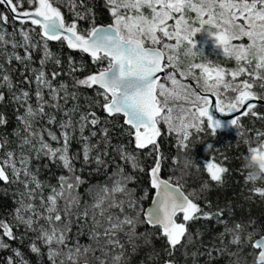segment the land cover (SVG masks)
I'll return each instance as SVG.
<instances>
[{
    "label": "snow or ice",
    "instance_id": "1",
    "mask_svg": "<svg viewBox=\"0 0 264 264\" xmlns=\"http://www.w3.org/2000/svg\"><path fill=\"white\" fill-rule=\"evenodd\" d=\"M60 4H67L73 13L71 22L62 14ZM105 4L112 22L101 26L95 23L94 12L86 0H0V9H3L0 10V59L5 61L0 63V88L6 87L11 92L17 87L6 67L13 60L25 64L26 71L30 70L34 77L28 78L26 83L36 85L35 107L29 103L30 90L21 88L13 95V99L25 109L24 115L18 117L27 132L20 147L30 146L37 156L43 154L58 160L70 173L68 177L58 178L59 187H52L45 199L42 194L44 185L31 172L28 156L22 153L17 158L15 152L8 151L0 157V181L21 182L23 175L28 199V202L22 199L21 206L15 210V224L0 219V249L9 247L4 237L16 238L14 226L23 224L26 231L36 233L29 245L30 251L40 253L39 243H42L48 249L50 264H90L89 254H93L97 264H128L130 253L119 234L127 237L126 243L134 253L140 247L137 241L146 235L138 234L136 229L139 224H147L159 228L160 235L167 241L169 259L165 264H175L171 259L172 252L181 244L187 248L194 240L188 223L215 216L225 223V230L219 237L222 246L216 250L232 258L230 264H241V259H245L241 257V244H250L252 252L248 255L253 256V264H264V235L253 239L257 233L248 232L244 237L246 225L236 222L231 227L227 226L223 210L215 213L203 211L193 199L195 192L185 193L182 185L172 184L158 175L164 159L158 138H162L165 130L175 134L177 146L186 150L192 130L199 134L207 129L215 135L221 127L220 120L210 115L211 110L229 116L228 123L235 127L237 135L241 134L242 118L251 115L264 119V114L255 110L257 103L253 102L264 100V0H105ZM10 20L19 25L12 33L6 31ZM80 21H88L89 27L81 29ZM25 25L30 26L26 28ZM202 30L215 37V44L226 58L235 60V68L226 69L211 61L195 62L194 58L204 55L193 40L194 35ZM17 32L21 36L20 41L14 38ZM33 36L38 39L34 41ZM245 38L247 44L242 43ZM49 41L66 43L69 49L89 54L92 62L100 67L83 78L75 77L74 74L83 68L69 58L67 74L74 77L72 87L76 90L69 92V85L65 82L55 85L58 77L65 73L60 68L62 61L51 52ZM9 44L11 52L6 48ZM16 49H23V55ZM36 51L42 53L39 68H29ZM182 56L188 59L187 63L181 59ZM49 62L60 70L47 72ZM189 77L195 81V86L185 82ZM80 87L97 88V96L103 99V103L98 99L95 106L101 108L105 115L99 117L95 111H88L81 113L79 120L74 122L72 114L78 111L79 104H75L72 110H65L67 119L59 122V135L47 130L51 141L57 143L53 147L45 140L44 129L35 130V123L38 118L47 116L48 123L55 124L56 116L49 115L45 111L46 106L60 109V100L65 103L69 99L78 101ZM257 87L260 92L255 90ZM45 90L49 93L48 101L44 100ZM4 98L0 91V102ZM121 114L128 126L126 134L132 138L136 151L149 149L148 154L156 156L154 166L149 170L156 197L147 210L139 207L140 200L134 196L135 190L127 187L135 177L125 175L123 167L118 166L112 187L101 186L92 203L84 204L81 211V197L76 189L83 181L74 175L73 161L78 157L70 153L71 142L78 131L84 162L87 164L94 160L97 165H103L102 156L108 153L101 151L98 145L111 146L107 122ZM5 123V117L0 114V125ZM88 128L96 130L85 136ZM98 132L100 139L93 145L91 138ZM261 135L264 133H258L257 139ZM6 143L0 141V151ZM211 147L208 145V149ZM261 148H264V143L256 148L250 147L249 153L264 159ZM94 150L97 154L92 156ZM116 151L133 171H145L138 157L128 152L124 145L117 146ZM204 168L210 181L217 184L223 182V174L228 171L213 161L206 163ZM256 180L250 175L246 177V182ZM208 187L209 183L205 181L201 191ZM37 190L41 191L40 207L43 211L31 202ZM252 191L264 198V188L254 187ZM114 208L119 209V214L111 211ZM74 215L85 221L91 219L88 235L95 247L93 244L70 243L71 218ZM181 215L182 221L178 222ZM41 219L47 227H37ZM225 236H231L228 244H223ZM145 243H150V240L146 239ZM230 245H236L237 251H230ZM96 251L101 255L95 256ZM205 254L209 257L206 264H210L212 252ZM199 255L198 251L191 253L193 264ZM152 258L150 255L149 259ZM6 264H28V261L17 249L14 256L7 257Z\"/></svg>",
    "mask_w": 264,
    "mask_h": 264
},
{
    "label": "trees",
    "instance_id": "2",
    "mask_svg": "<svg viewBox=\"0 0 264 264\" xmlns=\"http://www.w3.org/2000/svg\"><path fill=\"white\" fill-rule=\"evenodd\" d=\"M87 6L94 12L95 23L109 24L112 22V17L106 7L105 0H86ZM28 5L25 4V8ZM62 14L66 19L71 22L73 20V13L69 11L67 4H60ZM3 10V9H0ZM83 10V9H81ZM25 25L24 27H29ZM17 23H12L11 20L6 27L8 33H12L18 29ZM79 27L85 29L89 27L88 21H80ZM11 39V37H9ZM15 40L20 41L21 36L17 32ZM38 37L33 36V40H37ZM49 48L53 55L62 61L60 68L63 69L64 75L58 77L54 82L55 85H59L61 82H65L69 85V92L73 89V76L68 75V61L72 58L78 67H82L83 71H77L74 76L83 78L84 76L96 72L100 65L94 64L91 57L87 53H83L79 50L69 49L66 43L58 41H49ZM7 51L11 52V45L6 46ZM21 55H23V49H16ZM42 53L36 51L33 53V60L29 65V68H39V60ZM207 57V58H206ZM185 63L188 59L181 57ZM195 62H207L211 61L213 64H219L223 67L232 65L231 62L223 56L216 53L206 52L202 57L194 58ZM0 63H5L0 59ZM106 66V63L105 65ZM8 72L10 73L14 83L17 85L11 92L6 88H0V91L4 93V100L0 102V114H2L6 123L0 125V141H7L2 151H0V157L5 152L13 151L16 153L17 158L23 153L30 158L29 168L32 173L36 175V178L44 185L42 194L46 199L51 192L52 187H59V177L70 175L69 171L65 169L62 164L57 160L54 161L49 157L37 154L30 148V146L20 147L22 138L27 135L24 130L19 116L24 115V107L13 99L14 93H18L21 88H25L31 91L29 103L36 106L35 90L36 85L34 83H26L28 78H33L32 72L26 71L25 64L17 63L13 60L11 65H7ZM57 66L49 62L46 66V71L51 73L53 70H60ZM179 79L180 77L177 76ZM192 80V79H191ZM194 81V80H193ZM186 82V81H185ZM189 84V83H188ZM260 92L261 89L257 87L255 89ZM63 95V93H61ZM79 99L78 101L69 99L67 103L60 100V109H54L50 106H46L45 111L49 115H55L57 122L55 124L48 123V117L44 116L38 118L35 123V130L39 131L44 129V138L53 147L57 146L55 141H51L47 135V130H51L59 135L61 129L59 122L66 120L64 115L65 110H72L75 104H79V109L72 114L74 122L79 120L81 113H87L88 111H95L99 117H103L105 114L102 109L96 107V101L99 99L100 103H103V99L97 96V88L91 89L80 87L78 89ZM44 100H49V93L44 91ZM255 109L258 113L264 114V106L257 104ZM91 106V107H89ZM242 127L239 129L240 135H237V130L232 125H224L216 130V134L212 135L211 132L206 131L196 134L195 130L187 141V148L181 149L177 146L175 134L168 133L166 130L163 133L162 138H158L161 153L164 159L161 162V171L158 173L162 178L170 180L173 184L182 185V190L185 193L195 192L193 196L194 201L206 212H218L223 210V220L227 223V226L231 227L236 222H240L246 225V230L243 234L247 236L248 232H256L257 235L253 239L258 238L259 235H264V198L256 195L252 189L255 184L248 181L246 182V176L244 172V157L249 155V148H256L261 143H264V135H261L257 139L258 133H264V119H257L251 115L242 118L240 121ZM109 128L108 137L111 141V146L106 147L104 144L98 145L101 151H106L108 154L102 156L104 161L103 165H97L94 160L89 163H85L83 160L82 143L80 141L79 132L75 133V139L71 142L70 153L75 155L76 158L73 161L75 169L74 175L81 177L83 183L76 189L81 197V211L84 204H91L96 193L101 186L111 187L112 182L117 178L114 173L117 172L118 166L123 167L125 175H131L135 177V180L129 182L127 187L134 189V196L140 200L142 209L150 203L155 190L151 187L149 170L154 166L156 159L155 155H149V149L140 150L135 149V144L132 138L127 135L128 126L124 124L123 116L119 115L112 118L107 122ZM164 128L163 125H161ZM206 128V125H205ZM96 129L88 128L85 130L84 135L90 136L91 131ZM100 139V134L91 138V144L96 145ZM249 141L250 143H246ZM36 143V141H33ZM124 145L126 150L135 154L138 157L140 164L145 168L144 172L133 171L130 164L126 163L120 158L119 153L116 151L117 146ZM208 145H212L211 149H208ZM97 153L94 150L92 156ZM219 156L222 160L223 167L228 171L223 174V182L217 184L210 181L208 173L205 171L204 165L207 161H212ZM175 158V162H174ZM189 159H194L202 163L200 169H193L187 162ZM188 164V167L185 165ZM19 166V164H18ZM25 178L21 176V182L13 181L6 183L0 181V219L6 222L15 224L13 217L15 210L19 208L20 201L23 199L28 202L27 192L22 182ZM205 181H208L209 187L204 191H201V187ZM264 183V182H263ZM258 184V183H257ZM34 187V185H32ZM41 191L37 190L35 199L31 201L34 203L38 210L43 211L40 207ZM120 198V197H119ZM63 206V201L60 202ZM114 214H119V209L111 210ZM135 215V213H131ZM30 215V213H25ZM142 219V217H141ZM182 221V215L179 217L178 222ZM254 222V224L252 223ZM64 221H61L63 224ZM39 225H44L45 221L41 219ZM92 227L91 219L87 221L77 216L71 218V231L69 233L70 243H79L81 245L95 244L90 239L88 232ZM189 232L194 236L193 242L188 245L187 248L183 244L176 248L171 255V259L175 261V264H193L192 252H199L196 259V264H206L209 261V257L205 254L207 251L212 252V259L210 264H230V258L227 254L221 255L216 249L222 246V242L219 239L220 234L225 230V223L220 222L217 217L212 219H198L188 223ZM13 231L15 233V239H8L4 237V242L9 245L6 249H0V264H6L7 257L14 256V250H20L21 255L28 261V264H50L48 259V249L42 243H39L41 249L40 253H33L30 251L29 245L33 241L36 233L26 231L25 225L19 224L14 226ZM136 232L138 234H146L144 238L137 241L140 247L132 253L130 246L126 243L127 237L123 234H119V239L122 243H125V248L130 253L128 257V264H165V261L169 259L168 245L165 238L160 235L159 228H153L147 224H139ZM199 233V235H196ZM150 240V243H145V240ZM231 236H225L223 244H228ZM230 251H237L236 245L229 246ZM240 248L241 257L246 259V264H253V256L248 255L252 252L250 244H241ZM155 254V255H153ZM95 256H100V251H96ZM152 255L153 258L149 259ZM245 259H241V264H245ZM90 264H95L93 254H89ZM83 262H81L82 264Z\"/></svg>",
    "mask_w": 264,
    "mask_h": 264
},
{
    "label": "rangeland",
    "instance_id": "3",
    "mask_svg": "<svg viewBox=\"0 0 264 264\" xmlns=\"http://www.w3.org/2000/svg\"><path fill=\"white\" fill-rule=\"evenodd\" d=\"M147 9H145V12L147 13ZM194 15V14H193ZM198 26V25H197ZM193 40L195 41V44H196V47L198 48V49H202L203 51H204V54L206 53V52H209V53H216V54H218V55H220V56H223L224 58H226L223 54H222V52H221V49L219 48V46L217 45V44H215V37L214 36H209L208 35V32L207 31H204V30H202L201 32H198V33H196L195 35H194V37H193ZM242 43H244V44H247L248 43V41H247V39L245 38L243 41H242ZM207 58V57H206ZM228 61L227 62H231L232 63V65H229L228 64V66H226L225 68L226 69H233V68H235L236 67V62H235V60L234 59H230V58H226ZM187 79H191L190 77L189 78H187ZM187 83V82H186ZM177 103H180L179 101L177 102ZM213 162H215V163H218V164H220V165H222L221 163H222V160L219 158V156H217L216 158H214V160H212ZM187 162H188V164L193 168V169H200V167H201V165H202V163L201 162H199V161H195L194 159H189L188 158V160H187ZM189 162H191V163H189ZM209 161H207V163H208ZM244 172H245V176L247 177L248 176V173H249V170L248 169H245L244 168ZM246 179V178H245ZM114 182V181H113ZM113 182H112V184H111V187H112V185H113ZM250 182H252V183H254L255 184V187H262V188H264V178H261V179H258V180H256V181H250ZM258 183V184H257ZM110 187V188H111ZM118 198H119V196H118ZM101 231H102V229H101ZM95 264H97V261H96V263Z\"/></svg>",
    "mask_w": 264,
    "mask_h": 264
},
{
    "label": "clouds",
    "instance_id": "4",
    "mask_svg": "<svg viewBox=\"0 0 264 264\" xmlns=\"http://www.w3.org/2000/svg\"><path fill=\"white\" fill-rule=\"evenodd\" d=\"M260 151L264 152V148H261ZM243 167L249 170L248 175L251 177L257 180L264 178V159L257 154L249 153L248 156L244 157Z\"/></svg>",
    "mask_w": 264,
    "mask_h": 264
},
{
    "label": "water",
    "instance_id": "5",
    "mask_svg": "<svg viewBox=\"0 0 264 264\" xmlns=\"http://www.w3.org/2000/svg\"><path fill=\"white\" fill-rule=\"evenodd\" d=\"M99 25H101V26H106V25H108V24H99ZM191 83H193V81H191ZM253 102H254V103H257V104H259V105L264 106V100H261V101H253ZM210 115H212L214 119H216V120H220L221 125L229 124L228 121H229L230 117L227 116V115H225V114H221V113H219V112H216V111H214V110H211V111H210ZM121 116H123V115L121 114ZM123 118H124V117H123ZM158 175H159V174H158ZM159 176H160V175H159ZM160 178H161V179H164V178H162L161 176H160ZM172 184H173V183H172ZM155 197H156V190H155V192H154V194H153V196H152V199H151L150 203L145 207L144 210H147L148 208H150V207L152 206V201H153V199H154ZM82 264H83V263H82Z\"/></svg>",
    "mask_w": 264,
    "mask_h": 264
},
{
    "label": "flooded vegetation",
    "instance_id": "6",
    "mask_svg": "<svg viewBox=\"0 0 264 264\" xmlns=\"http://www.w3.org/2000/svg\"><path fill=\"white\" fill-rule=\"evenodd\" d=\"M186 82L189 83V84H191V85H193V86H195V81H193V83H191L190 82V79H187Z\"/></svg>",
    "mask_w": 264,
    "mask_h": 264
}]
</instances>
